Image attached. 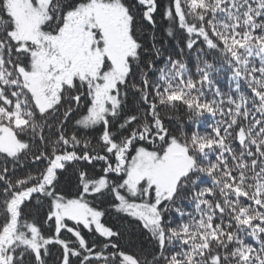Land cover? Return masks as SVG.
<instances>
[{
    "label": "snow or ice",
    "instance_id": "obj_1",
    "mask_svg": "<svg viewBox=\"0 0 264 264\" xmlns=\"http://www.w3.org/2000/svg\"><path fill=\"white\" fill-rule=\"evenodd\" d=\"M0 264H264V0H0Z\"/></svg>",
    "mask_w": 264,
    "mask_h": 264
}]
</instances>
